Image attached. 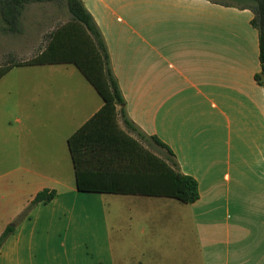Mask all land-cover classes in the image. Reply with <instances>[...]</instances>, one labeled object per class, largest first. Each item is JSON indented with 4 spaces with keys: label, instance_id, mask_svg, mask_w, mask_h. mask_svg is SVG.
Returning a JSON list of instances; mask_svg holds the SVG:
<instances>
[{
    "label": "crops",
    "instance_id": "crops-1",
    "mask_svg": "<svg viewBox=\"0 0 264 264\" xmlns=\"http://www.w3.org/2000/svg\"><path fill=\"white\" fill-rule=\"evenodd\" d=\"M81 1L127 117L169 147L199 198L78 191L67 138L102 106L100 95L73 64L14 66L0 78V234L14 227L0 264H264V89L252 10L213 0ZM28 9L35 32L52 17L68 20L63 3ZM43 189L55 197L18 220Z\"/></svg>",
    "mask_w": 264,
    "mask_h": 264
},
{
    "label": "trees",
    "instance_id": "trees-1",
    "mask_svg": "<svg viewBox=\"0 0 264 264\" xmlns=\"http://www.w3.org/2000/svg\"><path fill=\"white\" fill-rule=\"evenodd\" d=\"M234 1L240 4L237 6L253 12L251 25L258 32L260 62V72L255 79L264 89V0ZM35 2L63 3L69 18L49 32L46 44L32 59L0 65V78L14 66L70 63L100 95L102 106L67 138L77 190L195 202L199 198L197 181L179 171L174 154L167 145L156 136L140 131L127 117L106 44L81 0H0V28L21 33L25 6ZM119 117L126 130L119 125ZM143 143L155 145L164 155L151 151ZM55 195L54 189L40 190L17 219L27 218L35 205L47 203ZM13 230L14 227L8 225L0 234V248Z\"/></svg>",
    "mask_w": 264,
    "mask_h": 264
},
{
    "label": "rangeland",
    "instance_id": "rangeland-1",
    "mask_svg": "<svg viewBox=\"0 0 264 264\" xmlns=\"http://www.w3.org/2000/svg\"><path fill=\"white\" fill-rule=\"evenodd\" d=\"M226 4L240 5L234 0H216ZM59 13V12H57ZM62 14L66 19L69 18V14L65 9H62ZM36 11L26 10L22 17V26L25 32L20 35L19 33H13L8 30L0 28V65H6L11 62H22L32 59L36 54H38L41 49L44 47L47 41V36L53 28L61 24L60 22L55 21L53 17L47 22L45 28L35 29L33 22L35 21ZM20 35V36H19ZM16 39V40H15ZM20 86L17 85L13 89V95L19 92ZM151 151L156 153L162 152L155 145H151ZM161 155V153H160ZM164 155V154H162ZM122 195V194H115Z\"/></svg>",
    "mask_w": 264,
    "mask_h": 264
},
{
    "label": "water",
    "instance_id": "water-1",
    "mask_svg": "<svg viewBox=\"0 0 264 264\" xmlns=\"http://www.w3.org/2000/svg\"><path fill=\"white\" fill-rule=\"evenodd\" d=\"M11 226H13V224H11Z\"/></svg>",
    "mask_w": 264,
    "mask_h": 264
}]
</instances>
